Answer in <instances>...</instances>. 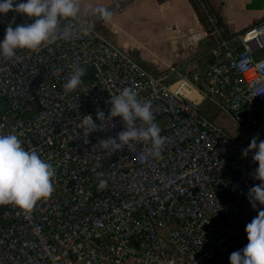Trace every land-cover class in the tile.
I'll return each mask as SVG.
<instances>
[{
    "label": "built area",
    "instance_id": "2783aa9c",
    "mask_svg": "<svg viewBox=\"0 0 264 264\" xmlns=\"http://www.w3.org/2000/svg\"><path fill=\"white\" fill-rule=\"evenodd\" d=\"M129 1L110 5L121 11ZM194 1L213 42L182 77L148 72L94 26L0 57V133L14 131L55 172L52 193L31 209L0 204V264H229L246 244L244 226L264 207L248 203L259 181L252 150L241 155L251 137L264 139V19L222 36L205 0ZM13 17L14 25L25 19L0 16V37ZM73 64L85 73L65 92ZM124 86L151 102L164 137L158 156L141 159L142 141L100 147L123 123L96 112L107 116V99ZM192 94L227 112L241 135L209 119ZM84 115L104 128L85 134Z\"/></svg>",
    "mask_w": 264,
    "mask_h": 264
},
{
    "label": "clouds",
    "instance_id": "9594fccd",
    "mask_svg": "<svg viewBox=\"0 0 264 264\" xmlns=\"http://www.w3.org/2000/svg\"><path fill=\"white\" fill-rule=\"evenodd\" d=\"M9 11L23 16L24 22L14 25L15 17L4 27L0 37V57L10 58L17 49L36 50L57 40L70 41L77 34L87 35L93 29L89 16L108 21L112 12L109 8L96 5L80 6V0H0V16ZM61 21H69L61 24ZM14 25V26H13ZM84 70L78 65L71 66V73L62 87L65 92L75 90L81 84ZM137 91L124 86L111 95L106 103L110 105L107 116L97 111V118L109 120L119 117L123 129L115 137L100 140V147L109 153L120 150L133 141L148 142L141 159L158 156L164 143L160 129L154 122L151 102L137 98ZM82 127L85 134L97 129L90 115H84ZM252 150L251 160L256 167L251 178L258 180L247 189L246 198L251 208L264 206V139L250 138L249 143L241 149V155L247 156ZM54 168L46 159H42L34 150H26L15 132L0 133V204H14L22 209H31L35 202L47 198L53 191L52 177ZM101 179L98 188L105 186ZM246 244L232 251L228 256L229 264H264V207L244 226Z\"/></svg>",
    "mask_w": 264,
    "mask_h": 264
},
{
    "label": "crops",
    "instance_id": "0c3cea01",
    "mask_svg": "<svg viewBox=\"0 0 264 264\" xmlns=\"http://www.w3.org/2000/svg\"><path fill=\"white\" fill-rule=\"evenodd\" d=\"M110 2L80 0V6L82 9L96 5L109 8L112 16L108 21L95 19L88 13L85 17L118 48L127 51L155 75L172 70L175 76H184L213 42L212 38H207L189 0H130L121 11L113 9ZM205 3L214 17L217 16L215 20L222 36L240 33L264 19V0H205ZM151 42L165 43L167 52L163 58L158 59L153 51H146ZM220 112L229 116L221 109ZM219 121L220 117L214 122Z\"/></svg>",
    "mask_w": 264,
    "mask_h": 264
},
{
    "label": "rangeland",
    "instance_id": "374dc122",
    "mask_svg": "<svg viewBox=\"0 0 264 264\" xmlns=\"http://www.w3.org/2000/svg\"><path fill=\"white\" fill-rule=\"evenodd\" d=\"M147 46L148 48H146V51L148 50H150L151 52L153 51L154 54L158 57V59L161 58L163 55H165V53L167 52V48L164 42H161V43L151 42ZM197 98L200 102L203 113L207 117H211L213 121H215V118L220 117L221 121H219V123L217 124L220 125L226 132L234 136L241 135L240 134L241 128L231 119V117L227 116L226 114L221 113L220 109L216 108L213 105H210L206 100L200 98L199 95Z\"/></svg>",
    "mask_w": 264,
    "mask_h": 264
},
{
    "label": "trees",
    "instance_id": "16d2710c",
    "mask_svg": "<svg viewBox=\"0 0 264 264\" xmlns=\"http://www.w3.org/2000/svg\"><path fill=\"white\" fill-rule=\"evenodd\" d=\"M190 4L193 6L196 15H197V19L198 21L203 25L204 29H205V33L207 35V38H209L208 35V27H207V22L205 19V16L203 15L202 11L200 10V8L198 6H196L195 1L194 0H189ZM215 14H213L214 16ZM215 18H217V16H215ZM94 24V23H93ZM95 26V25H94ZM215 106V105H214ZM216 108H218L217 106H215ZM219 109V108H218ZM209 119H211V117H208ZM212 120V119H211Z\"/></svg>",
    "mask_w": 264,
    "mask_h": 264
},
{
    "label": "bare ground",
    "instance_id": "6f19581e",
    "mask_svg": "<svg viewBox=\"0 0 264 264\" xmlns=\"http://www.w3.org/2000/svg\"><path fill=\"white\" fill-rule=\"evenodd\" d=\"M191 97H192V98H196V94H192Z\"/></svg>",
    "mask_w": 264,
    "mask_h": 264
}]
</instances>
